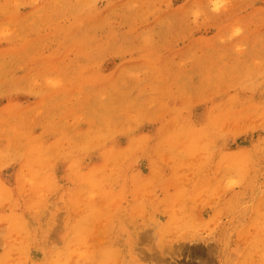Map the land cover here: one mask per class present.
<instances>
[{
    "label": "rangeland",
    "instance_id": "obj_1",
    "mask_svg": "<svg viewBox=\"0 0 264 264\" xmlns=\"http://www.w3.org/2000/svg\"><path fill=\"white\" fill-rule=\"evenodd\" d=\"M0 264H264V0H0Z\"/></svg>",
    "mask_w": 264,
    "mask_h": 264
}]
</instances>
